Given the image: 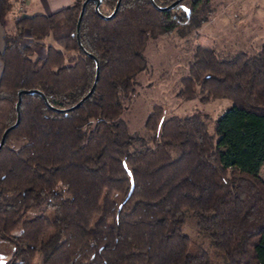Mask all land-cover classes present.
I'll return each mask as SVG.
<instances>
[{"label": "trees", "instance_id": "16d2710c", "mask_svg": "<svg viewBox=\"0 0 264 264\" xmlns=\"http://www.w3.org/2000/svg\"><path fill=\"white\" fill-rule=\"evenodd\" d=\"M84 1L17 16L4 34L0 141L29 90L0 147L4 264H264V36L226 58L196 45L178 95L230 105L210 126L153 105L151 145L130 149L119 93L148 35L199 25L210 0H87L77 27ZM12 8L0 0L1 24ZM26 34L58 47L33 58ZM189 219L206 244L182 230Z\"/></svg>", "mask_w": 264, "mask_h": 264}, {"label": "rangeland", "instance_id": "374dc122", "mask_svg": "<svg viewBox=\"0 0 264 264\" xmlns=\"http://www.w3.org/2000/svg\"><path fill=\"white\" fill-rule=\"evenodd\" d=\"M38 11L45 12L44 8H39ZM17 14L24 15L25 11L20 10ZM10 19H6V27L8 32L12 33ZM263 36L264 0H210L206 19L199 25L155 36L148 35L142 49L145 66L133 76L131 91L126 94L122 91L119 93L123 105L121 118L133 137L130 149L151 145L152 131L146 130L143 123L153 105L160 106L162 119L171 115L182 116L197 110L204 115L208 126L230 105L226 98L201 102L198 95L190 99L178 95L179 78L186 74L196 45L210 47L217 57L226 58L240 50L255 52ZM23 42L34 43L33 58L44 56L48 44L57 46L50 35L44 38L43 42L35 44L26 34ZM72 54L66 53L67 56ZM174 153L175 150H172V154ZM257 173L264 178V164L259 167ZM38 212V208H33L29 215ZM182 230L196 241L207 243V240L195 231L192 219L185 222ZM3 251L5 253L0 254L2 264L10 255L11 246L6 245L5 248L0 245V252ZM39 262L40 257L37 264Z\"/></svg>", "mask_w": 264, "mask_h": 264}, {"label": "crops", "instance_id": "0c3cea01", "mask_svg": "<svg viewBox=\"0 0 264 264\" xmlns=\"http://www.w3.org/2000/svg\"><path fill=\"white\" fill-rule=\"evenodd\" d=\"M73 0H13V8L12 10L7 14L5 21L3 24L0 22V52L3 50L4 47V34L5 32H8L7 27H6V19L11 18L13 32L15 30L14 26V20L18 16L17 13L20 12V10L25 11L24 15H30L33 13H40L38 11L39 8H44V13H49L51 11H54L62 6L68 5L72 2ZM27 10H30L27 12ZM19 11V12H18ZM27 13V14H26ZM43 13V12H42ZM9 33V32H8ZM2 60L0 57V74L2 70ZM3 252H0V254ZM5 260L3 261V264L5 263ZM0 264H2V261H0Z\"/></svg>", "mask_w": 264, "mask_h": 264}, {"label": "water", "instance_id": "95a60500", "mask_svg": "<svg viewBox=\"0 0 264 264\" xmlns=\"http://www.w3.org/2000/svg\"><path fill=\"white\" fill-rule=\"evenodd\" d=\"M86 1H87V0H85V1L82 3V10H81L80 15H79V18H78V24H77V27L79 26V22H80V19H81L82 14H83V8H84V5H85ZM94 1H95V9H97V8H98V4H99V0H94ZM175 2H176V1H175ZM118 3H119V1L117 2V5H116V7H115V10L117 9ZM115 10H114V11H115ZM97 76H98V72L96 73V77H95L94 84H95L96 81H97ZM94 84H93V86L91 87V89L89 90V92L87 93L86 96H88V95L92 92L93 87H94ZM26 92H29V90H26V89H19V90H18V99H17L16 106H15V108H16V113H17V118H16V121H15V123H14L13 125H11V126H9V127H7V128L5 129V131H4L3 135H2L1 141H0V147H1V146L3 145V143H4L5 135H6L7 131L10 130L12 127L16 126V124H17L18 121H19V105H20V100H21V97H20V96H21L22 93H26ZM86 96H85L84 98H86ZM81 101H82V100H81ZM81 101H80V102H81ZM128 173H129V171H128ZM130 188H131V185H130Z\"/></svg>", "mask_w": 264, "mask_h": 264}]
</instances>
